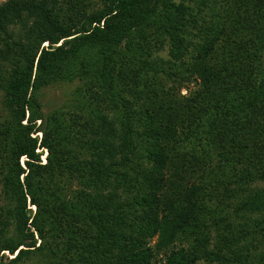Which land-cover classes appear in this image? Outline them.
<instances>
[{"label":"trees","instance_id":"trees-1","mask_svg":"<svg viewBox=\"0 0 264 264\" xmlns=\"http://www.w3.org/2000/svg\"><path fill=\"white\" fill-rule=\"evenodd\" d=\"M92 1L0 7V264H264V0Z\"/></svg>","mask_w":264,"mask_h":264},{"label":"rangeland","instance_id":"rangeland-1","mask_svg":"<svg viewBox=\"0 0 264 264\" xmlns=\"http://www.w3.org/2000/svg\"><path fill=\"white\" fill-rule=\"evenodd\" d=\"M10 1L11 0H0V7L5 5L6 3H9ZM173 1H175V3H180L179 0H173ZM92 2H93L94 8H98L99 10L103 9V6H102L103 1L102 0H93ZM160 10H162L161 6H160ZM31 21H34V20H31ZM29 26H30V23H29ZM21 28H22L21 26L11 27L10 33H13L16 31H19L18 33H20ZM44 47H48V44H44L42 46V48H44ZM153 58H154L155 67L159 66L160 68H163L162 63L168 62V61H172V62H174V64L178 63V61H176L172 58L171 52L169 51V46H166L165 50L155 53ZM263 65H264V63H263ZM159 73H158L159 77H161V75H165L164 73H162L161 75ZM79 85L80 84L77 82H71V83L54 84L52 86H49V87L42 89L38 94V100H39V103L41 105L43 116L46 117L49 114H51L52 112L59 110L70 99L71 95L74 93L75 89ZM191 88L193 89L192 86H189V89H191ZM187 91H188L187 89H185V90L183 89V95H186ZM3 97H4V93L0 90V108H1L0 110H1V113H3V110H2L3 109V106H2ZM38 126H40V122L38 123ZM38 136H39V139H41L42 135L38 134L35 137H38ZM256 186H258V187H256ZM256 186H253V187L260 188V189L264 187L263 184H258ZM1 196H3V197L0 200V204L2 206H4L6 209H9L10 206H12V203L10 202L9 195L5 196L4 194H2ZM30 208H31L33 214H36L35 207H30ZM11 231H12L11 234L13 235L14 234V227L11 228ZM151 242H152L151 246L154 247V245L156 244V240H153ZM214 243H215V241L213 240L212 244H214ZM213 247L214 246L209 247L208 253L213 250ZM2 255H4L5 257H8L10 259H13V257H11L8 253H3ZM206 259H207V257L202 254L198 259V264H207L208 259L207 260ZM17 264H40V257L37 254H32L29 256L28 259L26 258L24 260H21Z\"/></svg>","mask_w":264,"mask_h":264},{"label":"built area","instance_id":"built-area-1","mask_svg":"<svg viewBox=\"0 0 264 264\" xmlns=\"http://www.w3.org/2000/svg\"><path fill=\"white\" fill-rule=\"evenodd\" d=\"M42 137V136H41ZM45 157L43 158V165L46 164V156H47V151H45ZM23 163V162H22Z\"/></svg>","mask_w":264,"mask_h":264},{"label":"clouds","instance_id":"clouds-1","mask_svg":"<svg viewBox=\"0 0 264 264\" xmlns=\"http://www.w3.org/2000/svg\"><path fill=\"white\" fill-rule=\"evenodd\" d=\"M46 151V150H45ZM45 151L43 152V151H41L42 153H43V157H42V161H43V158L45 157ZM47 156H48V153H47ZM47 156H46V163H47ZM23 164V163H22Z\"/></svg>","mask_w":264,"mask_h":264}]
</instances>
